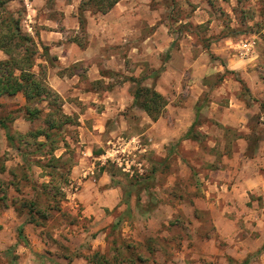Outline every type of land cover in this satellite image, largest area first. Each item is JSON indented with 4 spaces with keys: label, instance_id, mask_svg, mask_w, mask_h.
I'll return each instance as SVG.
<instances>
[{
    "label": "rangeland",
    "instance_id": "1",
    "mask_svg": "<svg viewBox=\"0 0 264 264\" xmlns=\"http://www.w3.org/2000/svg\"><path fill=\"white\" fill-rule=\"evenodd\" d=\"M118 4L104 15L80 11L81 0L7 4L36 42L34 72L49 85L53 73L76 74L81 79L72 86L82 99H69L75 110L63 107L78 125L55 131L47 104L29 105L42 111L31 122L24 95V104L0 99V123L12 136L10 144L0 126V264H89L98 251L110 264H264V189L235 195L229 187L218 197L204 181L245 162L264 171V0ZM56 45L78 62L60 65L56 54L46 60L44 47ZM7 59L0 50V61ZM137 87L167 99L156 122L134 104ZM196 119L191 138L180 141ZM32 131L55 134V142L34 153L46 140ZM52 147L71 159V174L60 167L58 177L48 176ZM102 168L110 183L100 181V190L118 188L123 204L138 199V221L123 215L128 206L111 203L101 215L85 216L76 194L84 187L91 201ZM25 202L41 212L30 216ZM209 204L234 223L222 225L232 240L221 238ZM32 218L40 225L29 224L31 233L24 229L19 240V227ZM250 235L263 241L244 259L219 254Z\"/></svg>",
    "mask_w": 264,
    "mask_h": 264
},
{
    "label": "trees",
    "instance_id": "2",
    "mask_svg": "<svg viewBox=\"0 0 264 264\" xmlns=\"http://www.w3.org/2000/svg\"><path fill=\"white\" fill-rule=\"evenodd\" d=\"M11 1L14 0H0V50L8 57L7 60L0 61V99L2 97H15L19 94L24 95L26 99L24 116L31 122L38 119L39 114L42 111L36 107L31 109L29 105L47 104L49 107L47 120L48 123H50V130H58L66 124L72 126L78 125L77 121H73V119L64 112V99L48 84L46 78L38 76L34 72L39 51L34 39L23 32L20 19L15 18L14 15L8 12L7 4ZM121 1L122 0H81L79 9L82 12L92 11L104 15L112 11ZM81 21H84L83 17L80 18V22ZM43 56L46 60L51 56L50 50L47 47H44ZM134 104L140 107L152 121L156 122L165 111L168 101L155 89L149 87H137L134 93ZM200 109V106L196 107V118L199 116ZM261 109L264 110V103L261 104ZM196 124L197 119L180 141L191 138ZM0 126L8 131L7 139L11 144L12 136L9 133V128L4 121L0 123ZM33 134L36 138L44 137L46 140L45 142L38 141L39 143L37 144L39 149L34 153L41 152V150L46 148L49 143L50 145H53L55 142V134L50 135L48 132H33ZM51 151V159L49 163L45 165L46 168L51 170L48 173V176L52 180L58 177V170L60 167H67V171L71 174L73 165L72 163L68 165L71 159L55 156L56 148L54 147L51 148ZM36 165L41 169L44 168L40 163H36ZM101 171L105 172L106 170L102 168ZM17 202L18 201H15L14 204L17 205ZM137 203L139 206V200ZM126 204L128 205V208L123 215L127 216V219H132L129 202ZM22 207H27V209H29L28 214L30 216L36 211L38 213L41 212L37 209V204L35 202L22 203L21 208ZM14 208L18 214L22 213L21 208H18L17 206ZM30 223L35 224L36 226L40 225L37 224L34 218L31 219ZM19 238L20 240L23 238L22 228L19 230ZM127 249H130V247L128 246ZM62 258L68 260L69 263L71 261L68 255H64ZM234 262L235 261L232 258L229 259L230 264H236ZM89 264H110V261L104 254L98 251L93 254ZM241 264H249V260H245Z\"/></svg>",
    "mask_w": 264,
    "mask_h": 264
},
{
    "label": "crops",
    "instance_id": "3",
    "mask_svg": "<svg viewBox=\"0 0 264 264\" xmlns=\"http://www.w3.org/2000/svg\"><path fill=\"white\" fill-rule=\"evenodd\" d=\"M120 4V3H119ZM118 4V6H119ZM113 12V11H111ZM50 46V44H48ZM54 49L56 50H60L59 53L58 51L55 52ZM63 51L64 49L60 46H55V48H51L50 50V55L52 54H56L58 56V61L60 63V65L64 62L65 63H71V62H78L79 59H68L67 57H63ZM60 54V55H58ZM76 59V60H75ZM65 60V61H64ZM77 78L78 80H80L81 78L79 76H77L76 74H74L71 77H68L67 75L63 74V75H58V74H52L48 77V80L50 82L51 87L64 99L65 107H71L73 110H75L74 108V103L69 102L70 98H75L74 100L76 101V99L81 95L80 93V88L79 87H74L72 86V80ZM14 98H19L22 102V104L25 103V99L24 97L20 94L15 96ZM11 97H2L1 100H11ZM82 98L79 97V99L77 100H81ZM25 121V119H23ZM193 125V123H191L189 125V127L187 128V130L183 133V137L186 135V133L190 130L191 126ZM187 140V139H186ZM185 141V140H184ZM243 157H247L246 154L243 153ZM250 161V160H249ZM258 163L255 164H250L248 163H244L243 166H240V168H244V169H240L238 170L237 168L235 170H227V171H223V172H217L214 174L216 179H207L205 178L204 181H206L207 184L210 185V189L213 191H218L217 196L221 197L223 196L222 191H226L229 187L232 188V192L236 194L240 193H247V192H252L253 189H257L259 191L264 189V171L261 170H256V168L259 166L257 165ZM251 166L252 171L251 173L246 172L247 167ZM90 173L92 175H97V172H95V170L93 169H89ZM100 173V174H99ZM98 173V179H96V181L93 182V188H94V198H92V200L90 201V199L87 198L86 195V189L83 187L82 189L79 190V192L76 194L79 197L80 202L82 203V207L84 208V214L85 216H98L101 215L102 213L101 208L103 206H109V203H111V205H113V207L115 209H120L124 206H128L127 204H123V200H122V193L119 191L118 188L109 185L108 187L105 188V190H100V181H103L105 184H109L110 181H108L109 178L107 173L108 172H102L100 171ZM129 202V206L131 207V214L132 217L134 219V221H138V219L140 218V215H137V212L135 211L136 207L138 206V200H135L133 202V200L131 201V199L128 201ZM142 202V201H141ZM218 202V201H216ZM108 204V205H107ZM207 208H209L210 210L213 211V215H214V225L217 228L218 233H220L221 238L226 240V239H230L232 240L234 237H232L231 235L227 234L226 231H224L222 225H226V224H234L232 222V220L225 218L222 214H218L216 212L217 209L219 211V208H216L215 204H209L207 206ZM98 214V215H97ZM258 222H262V221H258ZM29 224H31L30 222H27V224H22L19 227L23 229V238H25V232L24 229L28 230V233H31V229H29ZM19 230H18V238H19ZM264 232H262L263 234ZM264 235V234H263ZM35 236V235H34ZM29 238L33 237V235H28ZM34 238V237H33ZM20 240V238H19ZM250 243H249V242ZM263 239L261 237H255L254 239L251 237V235L245 239L242 240L241 238L238 239V243L236 244V246L231 249L228 248L226 249V251H218L219 254H228L231 257H235L238 259H244L246 256H248L250 253H252L255 249H254V245H258L260 246V242H262ZM252 242V243H251ZM248 244L250 246H248ZM252 247V248H251Z\"/></svg>",
    "mask_w": 264,
    "mask_h": 264
}]
</instances>
